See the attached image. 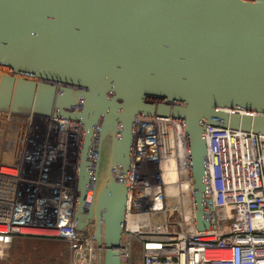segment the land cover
I'll return each instance as SVG.
<instances>
[{"label":"water","instance_id":"1","mask_svg":"<svg viewBox=\"0 0 264 264\" xmlns=\"http://www.w3.org/2000/svg\"><path fill=\"white\" fill-rule=\"evenodd\" d=\"M0 108L82 123L75 226L103 264H121L137 114L183 119L210 228L206 125L264 135V0H0Z\"/></svg>","mask_w":264,"mask_h":264},{"label":"built area","instance_id":"2","mask_svg":"<svg viewBox=\"0 0 264 264\" xmlns=\"http://www.w3.org/2000/svg\"><path fill=\"white\" fill-rule=\"evenodd\" d=\"M82 129L77 120L0 108V255L13 236L48 237L67 242L69 264H103L92 227L75 226ZM205 137L211 226L199 230L183 119L135 116L121 264H264V135L215 123ZM170 184L186 185L176 188L183 198L172 195L176 219L155 201L167 199Z\"/></svg>","mask_w":264,"mask_h":264},{"label":"rangeland","instance_id":"3","mask_svg":"<svg viewBox=\"0 0 264 264\" xmlns=\"http://www.w3.org/2000/svg\"><path fill=\"white\" fill-rule=\"evenodd\" d=\"M65 243L42 237L13 236L0 255V264H69V248ZM138 253L136 249L134 258Z\"/></svg>","mask_w":264,"mask_h":264},{"label":"bare ground","instance_id":"4","mask_svg":"<svg viewBox=\"0 0 264 264\" xmlns=\"http://www.w3.org/2000/svg\"><path fill=\"white\" fill-rule=\"evenodd\" d=\"M171 178V177H170ZM174 178V177H173ZM173 178L170 179V181H173ZM186 185L182 184L180 186H176V185H169V188H168V191H166V196H167V199L166 200H163L162 197H156L155 201L159 202V203H165V205L167 206L166 208V217L167 218H178L179 216V212L177 210L174 209L173 207V204H176L173 202V196L172 195H175L176 197L175 198H183L182 194H184V190L180 189L179 190V193L177 192V189L180 187H184L185 188ZM177 188V189H176ZM175 191H172L174 190ZM181 197V198H180Z\"/></svg>","mask_w":264,"mask_h":264},{"label":"trees","instance_id":"5","mask_svg":"<svg viewBox=\"0 0 264 264\" xmlns=\"http://www.w3.org/2000/svg\"><path fill=\"white\" fill-rule=\"evenodd\" d=\"M16 236H19V235H16ZM25 237H34V236H25ZM42 238H48V237H42ZM48 239H54V238H48ZM56 240H59V239H56ZM61 241H63V240H61ZM65 244L68 245L67 242ZM68 261H69V256H68Z\"/></svg>","mask_w":264,"mask_h":264}]
</instances>
